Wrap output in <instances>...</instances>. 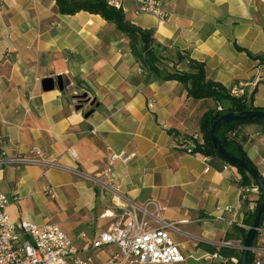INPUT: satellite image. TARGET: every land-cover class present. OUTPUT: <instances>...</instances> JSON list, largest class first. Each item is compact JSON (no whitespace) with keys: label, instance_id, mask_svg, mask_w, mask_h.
Segmentation results:
<instances>
[{"label":"crops","instance_id":"1","mask_svg":"<svg viewBox=\"0 0 264 264\" xmlns=\"http://www.w3.org/2000/svg\"><path fill=\"white\" fill-rule=\"evenodd\" d=\"M162 3L168 15L161 22L135 13L136 0L120 6L126 19L152 29L168 46L163 58L186 53L205 63L208 78L229 91L237 87L232 95L264 108V81L256 80L264 65V0ZM59 75L63 91L42 90L44 78ZM83 93L93 105L73 97ZM215 105L226 102L193 100L180 82L149 75L130 53L127 37L99 15H63L53 0H0V157L40 151L38 163H0V189L10 198L13 221L56 224L85 248L111 223L104 214L111 193L92 178L100 176L108 149L124 150L136 156L113 165L116 201L135 207L150 228L173 224L171 239L192 255L178 264H215L206 258L220 246L233 249L238 256L230 257L239 260L240 253L223 244L241 241L260 193L241 200L234 166L225 170L221 158L182 147L198 132L202 113ZM243 127L252 133L261 128ZM262 142L261 135L246 137L242 146L264 178ZM46 186L53 198L44 193ZM115 251L107 245L90 255L96 264H109Z\"/></svg>","mask_w":264,"mask_h":264},{"label":"built area","instance_id":"2","mask_svg":"<svg viewBox=\"0 0 264 264\" xmlns=\"http://www.w3.org/2000/svg\"><path fill=\"white\" fill-rule=\"evenodd\" d=\"M121 1L108 0V3L118 7ZM136 2L135 13L152 14L158 22L168 15L162 0H136ZM256 80L264 81V65L259 69ZM237 91L238 88L234 86L230 92L234 94ZM220 109L221 107L218 106V110ZM245 134L249 139L261 135L264 147V130L253 133L246 130ZM202 144L200 133L194 132L183 141L182 147L187 153L199 154L196 148ZM135 156V152L108 149L105 166L100 176L92 179L102 190L111 193L110 210L104 212L111 219V223L83 249L78 248L56 224L37 225L27 220L13 221L7 212L10 198L0 189V264H96L90 255L91 252L107 245L116 247V251L107 260L109 264H178L191 258L192 255L183 253L171 239L169 231L174 227L172 223L164 222L160 227L150 228L143 218L137 216L135 207L116 201L119 195L113 177V165L116 162L129 164ZM39 157L40 151L32 148L30 156L0 157V163H38ZM232 168L231 164L223 166L225 170ZM44 193L49 198L54 197L51 186H46ZM249 193L259 194L255 183L241 187L240 199L247 200ZM149 203L151 201L145 206ZM252 204L256 208L257 202L253 201ZM144 207L143 211H145ZM216 209L227 210L219 207ZM218 219L223 220V217L219 216ZM245 227L249 228V226ZM223 245L232 246L238 253L242 248L240 240L234 244L225 242ZM248 252L252 254L251 264H264V214L256 228ZM206 259L214 260L217 264H237L239 261L237 257H223L215 253L207 256Z\"/></svg>","mask_w":264,"mask_h":264},{"label":"trees","instance_id":"3","mask_svg":"<svg viewBox=\"0 0 264 264\" xmlns=\"http://www.w3.org/2000/svg\"><path fill=\"white\" fill-rule=\"evenodd\" d=\"M60 14L73 15L79 11H85L90 14L99 15L107 22L113 23L121 33L128 39L130 53L134 56L149 75L161 80H175L180 82L186 90L187 97L193 100L212 99L216 102H226L218 110V105L205 110L198 120L199 130L203 144L197 147L199 154L208 157H219L224 161V165H230L215 149L209 139V127L211 123L218 119L225 112L239 113L244 110L261 109L255 108L250 101L244 97L234 96L221 83L208 78L205 70V63L190 58L186 53L176 52L172 67L169 68L162 63L164 58L161 53L169 51L168 46L162 45L154 38L152 29L139 27L128 19L121 6H114L108 3V0H53ZM182 64V69L177 67ZM258 124L261 126L260 131L264 130V118H244L236 119L230 122L222 123L216 134L219 143L232 155L241 158L243 161L256 169L254 164L248 158L243 149L242 142L246 139V129L243 127L247 124ZM240 174L239 185L241 187L250 186L255 183L251 176L242 168L234 166ZM257 170V169H256ZM263 182L264 178L261 176ZM261 201L259 194L257 204ZM256 212V211H255ZM255 212L249 215L244 223L247 226L252 224ZM247 230H243L241 241L243 242ZM220 256L230 257L237 255L236 252L227 247L220 246L214 249ZM252 263V254L248 252L246 264ZM217 264V263H215ZM239 264V261L238 263Z\"/></svg>","mask_w":264,"mask_h":264},{"label":"water","instance_id":"4","mask_svg":"<svg viewBox=\"0 0 264 264\" xmlns=\"http://www.w3.org/2000/svg\"><path fill=\"white\" fill-rule=\"evenodd\" d=\"M55 86L58 88L59 91H63L65 84L63 82L62 76L60 75L56 76L55 80L53 78H44L41 81V87L43 91L52 90ZM73 97L78 99L77 101L80 103H88L89 106L94 104V99H91L89 101L90 98L87 97L86 93H83L81 95H74ZM90 113L91 112L88 111L85 114V117H87ZM255 117L264 118V110L250 109V110L241 111L239 113L225 112L218 119L214 120L209 127V139L213 144V146L215 147L216 151L232 166H237L244 169L251 176V178L257 185L259 193L261 195V201L256 207V212L253 217L252 224L247 229L242 243L239 264H246L248 251L251 246L253 237L255 235L256 228L261 221L262 215L264 214V182L259 172L255 168H253L251 165L243 161L241 158L230 154L219 143L216 132L222 123L230 122L236 119L255 118Z\"/></svg>","mask_w":264,"mask_h":264},{"label":"rangeland","instance_id":"5","mask_svg":"<svg viewBox=\"0 0 264 264\" xmlns=\"http://www.w3.org/2000/svg\"><path fill=\"white\" fill-rule=\"evenodd\" d=\"M167 54H166L167 57L166 58L164 57V61L161 64L171 68L174 61L172 59H170Z\"/></svg>","mask_w":264,"mask_h":264}]
</instances>
